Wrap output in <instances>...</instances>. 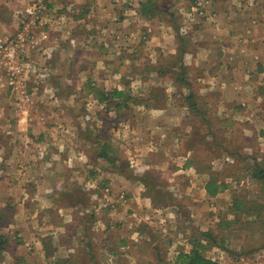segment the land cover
Here are the masks:
<instances>
[{
	"label": "rangeland",
	"instance_id": "rangeland-1",
	"mask_svg": "<svg viewBox=\"0 0 264 264\" xmlns=\"http://www.w3.org/2000/svg\"><path fill=\"white\" fill-rule=\"evenodd\" d=\"M119 1L133 10L153 5V0ZM260 1L156 0L164 9L157 15L161 24L153 23L150 9L124 15L136 23L121 26L119 18H111L113 25L103 27L107 15H99V4L85 13L86 0H0V40L21 48L14 64L23 71L13 87L33 85L36 89L27 92L29 112L46 118L31 135L46 129V137L82 154L91 147L94 156L103 143L112 145L104 158L86 161L81 155L72 175L49 171L44 187L34 181L15 186L20 175L0 170V235L7 240L0 264H174L189 241L188 250L200 241L204 256L221 264H264V183L253 176L256 167L264 170V134L263 140L253 135L264 130L259 121L243 118L236 125L228 117L223 120L214 107L224 96L217 82L225 79L215 67L217 49L234 40L232 46L245 55L249 37L262 36L258 21L249 19L247 3L260 8ZM34 6L41 10L38 19L26 12ZM256 10L253 16L261 9ZM233 50L222 60L225 68L237 63ZM241 60L247 65L257 61L253 56ZM5 65L0 64L3 85L10 83ZM91 87L105 94L123 91L125 97L102 102ZM5 88L0 90L2 105L11 100ZM229 88L227 96L237 98L239 92ZM37 89L42 95H33ZM190 96L196 107L182 120L180 103ZM17 97L9 111L14 118L0 120V152L10 141L11 147H26L21 141L25 125L15 120L22 93ZM165 99L173 103L167 110L173 121L163 128L153 125V102ZM52 101L59 103V126L50 118L51 108L38 107ZM236 112L264 115V107L249 106L246 112L241 105ZM158 128L169 137L160 138ZM92 168L95 172L89 173ZM195 176L200 178L196 188ZM153 198L165 205L160 225H172L165 231L153 228ZM178 218L182 226L189 219L198 226L172 245L167 232H183Z\"/></svg>",
	"mask_w": 264,
	"mask_h": 264
},
{
	"label": "crops",
	"instance_id": "crops-1",
	"mask_svg": "<svg viewBox=\"0 0 264 264\" xmlns=\"http://www.w3.org/2000/svg\"><path fill=\"white\" fill-rule=\"evenodd\" d=\"M97 1L96 0H86V2H87L86 4H88V7H85L84 12L88 13V8L94 11L96 9L97 4H99L100 8L103 10L102 12L99 13V15L101 13H102V15H107V17H106L107 19H105L106 23H101L103 27L108 26L110 24L113 25V23H111V21H110L111 18L113 21H116L117 18H119L118 21H122L121 23H123V24H121V26H126L124 24H125V22H128V21L136 23V21H135L136 19H133V18H130V19L127 18L126 19V18H124V15H126V14H131V15L135 14L136 15L138 13L146 12L147 10H150V9H153V23L154 22L155 23L160 22V24H161V21L157 18V15L159 14V10L162 7L156 5V0H153V7L150 6L148 8L147 6H145L143 9L138 8L137 10H133L130 7L126 8V7L121 6L120 4H122V3H120L119 0H112L111 2H108L107 0H102V1L97 0ZM114 2L117 3V5H114ZM80 3L82 6V2H80ZM247 4L249 6H251L249 8L247 7L249 10V12H248L249 13V19H252L251 23L253 22V19H256L258 21V24L256 26L258 28H261L262 36L260 38H256L258 34L254 33L255 36L249 37L250 41H246L245 53L242 51L245 54L243 56L241 55L238 48L232 46L235 43L234 40L231 41V43H230V41H227L225 47L221 46L220 49H217V53H216L217 54V61L216 62L214 61V63L216 64L215 67L218 66V68L221 69V70H219V72H220L219 75H220V77L222 76L225 79H221L219 83L217 82V88H219L221 91L224 92V96L219 98L214 103V107L216 110L217 109L221 110L222 116H220V118H223V120H225V117H228L231 120L230 123H235L236 125H237V122L243 120V118H245L246 120H250L251 123H255L256 121H259V123H258L259 127H261L264 130V115L258 113V112H260V110H258V112H257L258 115H256V113H254V112H251L248 116L246 115L245 117H240L239 116L240 113L236 112L241 108V105H243L244 110L246 112H247V109L249 108V106H253V108H256V109H260V108L263 109V107H264V1H260V8L255 7L254 4H251V3H247ZM258 4L259 3H257V5ZM78 7H80V6L75 5L74 8H78ZM64 8H65V6H64ZM259 9H261L259 14L257 15V13H255L256 15L253 16L252 14H254V10H256V12H258ZM233 13H234V11H233ZM239 16H241V15H239ZM103 18L104 17H102L101 22L104 21ZM220 18H221V9H220ZM149 20H150V18H149ZM149 20H147V21H149ZM232 23L233 22L229 21L227 23V25H231ZM255 23H256V21H255ZM128 24H130V23H128ZM146 32H149L148 28L146 29V31H144V33H146ZM154 38H155V36H154ZM251 38H253V39H251ZM233 48H234L233 52L234 51L237 52V55H234V58L237 57V63H231V61H230V63L233 65L225 68V66H222V60L226 54H232L231 51ZM222 52H225V54ZM228 52H231V53H228ZM252 56H253V58H255L257 60V61H255V63H253L251 61V64L247 65L246 62L244 64L243 60H241L243 58L252 60ZM229 59H232V57ZM78 76H80V75L78 74ZM232 78L236 79V80H234L235 83H233L231 85ZM0 79H1L0 90L2 89L3 86H5L7 93L11 95L10 96L11 100H9V102H6L5 104L2 105L1 103L3 101H0V107H3L2 110L0 111V113H1V115H4V117L2 119H0L2 122L7 121L9 118L8 116H11L9 111L14 109V107H15L13 100H14V98L18 99L17 95L19 96V93H20V95L22 93V97L20 99L21 103L19 104V107L21 109L20 110L21 115L18 113V115L15 117L16 118L15 120H18V122L25 125L24 130H26V133L22 134L23 137H22L21 141H23L25 143L26 147H23V146H21L20 148L11 147V144L13 141L12 142L10 141L9 145H8V143H7V146L4 145L5 151L0 152V170L2 171V168H5V169H9L12 173L17 172L20 175V180H18L17 182L15 181L16 182L15 186L19 185L21 188L22 187L25 188L26 186H28V182L34 181L35 184H38L40 187H44V184H46L45 175H48L49 171H53L56 174L69 172L72 175V173H74V170H75L74 168H77L75 166L80 165V163H81V155L85 158L86 161L88 160L87 158L93 160L94 158L99 159L102 157L104 158L106 156L107 153H105V155L102 153L104 143L101 146H99L100 153L98 154V156H94L92 154V148L91 147H89V149L84 150L83 152H85V154H82L81 152L76 151V148L74 149V148L70 147L69 144H67L66 142H64L65 145H62L58 139H55L54 137H49V138L46 137V135H47L46 129H44V131L42 133H38V134H40L39 136L36 135V137H33L31 135V134H33V128L35 126L36 127L41 126L40 123H42V122L44 123L46 121V118H44L43 116H39V118H37L36 116H33V114L31 112H29L30 104H32L31 100H29L28 102H25L26 95L29 97L27 92H29V91L32 92V87L34 88V86L31 85L30 83L29 84L27 83L24 85L18 84L15 87H13V84H11V82L9 84H6V82H5V84L3 85V83H4L3 76L0 75ZM80 79H82V78H80ZM213 79H215L214 76H213ZM19 81H20V79H19ZM248 81H249V83H248ZM213 82L210 84L215 85V83H213ZM20 83H22V81H20ZM229 86H232L233 88H235L239 92V94L237 93V98H235V99H237L236 102L234 101L235 100L234 97H231V96L228 97L227 96V93H231L229 91L230 90ZM35 89L36 88H34V90ZM241 90L243 92H241ZM48 91H50V90H48ZM250 91L255 92L254 97H248L247 96L248 92H250ZM34 93L35 94H33V95H42L40 93V91H38V89ZM12 96H15V97L12 98ZM36 97H39V96H36ZM36 100L38 102L39 98H37ZM172 104L173 103L168 99L163 100V102H157L156 104H154V102H153V108L158 109V110L153 109V125H161L162 126V124H164V122H166V124H169V122L171 123L173 121L171 116L169 115V112H167L168 107H171ZM56 105H59V103H56V101H52V102L45 103L44 104L45 107L44 106L42 107V105L41 106L38 105V107H41L42 109L43 108L45 109L46 106H47V108H51L52 114H50V116H51L50 118L53 119V123L55 125L58 124L57 126H59V124H61V123H59L56 120L60 119L61 117L59 114V110L55 109ZM180 108L182 110V112H181L182 117L181 118H182V120H184V118L186 117L187 111L189 110V107L187 106V103L181 102ZM259 117H261V119H259ZM12 118H14V116ZM41 127H43V126H41ZM162 127L165 128L164 126H162ZM247 127H249V126H247ZM55 128L57 129L58 127H55ZM245 130L247 131L248 129L246 128ZM156 131H160V134L158 133V135L161 136L160 138L167 139L169 137L167 135V133H165V131L159 130V128L156 129ZM263 134H264V132L261 130L260 133L254 134L253 136H254V138H258L259 140H263ZM46 138L49 139V141ZM50 138H52V140H50ZM182 138H183V136H180L179 138L177 137V140L178 139L181 140ZM245 140L249 141L248 135H245ZM157 141H158V139L154 140V142H157ZM49 143L55 147H51L49 145ZM224 148L227 150H230L227 147H224ZM156 149H157V144L153 143V153H156ZM101 153H102V155H101ZM39 159H42V160H39ZM137 160L139 161V164L140 163L143 164L141 159L137 158ZM2 161H4V162L2 163ZM85 166L87 167L88 164H85ZM81 167H83V166H81ZM185 169L187 171L188 166H185ZM81 170H82V168L79 169V171H81ZM181 171H183V170L177 169V170H175V173H178ZM92 172H95L93 170V168L90 170L89 173H92ZM195 172L200 173L197 171H195ZM56 174L54 176H56ZM196 176L193 177V179H192V184H193L192 186H194L195 188H196V186H199V184H200L198 182V180H200V178L196 177ZM201 182H204V181L202 180ZM60 184L63 187L65 186V184H63V183H60ZM206 187L207 186H205V184H204L203 188L205 189ZM204 192H205V194L207 193L206 191H204ZM164 209H165V205L162 203L160 204L157 200H155L153 198V228L155 227L158 230L163 229L165 231L166 228L169 229V226L172 227V225H169L166 227H162L160 225L162 220H164L163 219L164 216H162ZM174 216H175V214L173 215V217ZM191 218H193V216ZM178 219H179L178 221H180V225H181L182 220H180V218H178ZM189 221H190V223L188 224ZM189 221L184 224V225L188 224V226H182L181 225L183 227V232L185 233V235L183 234V232L178 233L177 231H174V232H172V234L169 231L167 232L169 237H170L169 241L172 239V242H171V243H173L172 245H175L176 243L182 241V239H181L182 237H187L186 233L187 232L189 233V230L191 231V236H192L193 230L195 231V229H196L194 226H198V225H195L194 219L193 220L189 219ZM170 222L171 221L169 220V223ZM170 229H172V228H170ZM158 233L161 235V231H159ZM163 237H164V235L160 239L162 240ZM183 241L185 242L186 238ZM159 243H160V241H159ZM189 243H191V241L187 242L188 248H187V250H184L185 252H189L191 250V249L188 250L189 249Z\"/></svg>",
	"mask_w": 264,
	"mask_h": 264
},
{
	"label": "trees",
	"instance_id": "trees-1",
	"mask_svg": "<svg viewBox=\"0 0 264 264\" xmlns=\"http://www.w3.org/2000/svg\"><path fill=\"white\" fill-rule=\"evenodd\" d=\"M150 6L153 7L152 4L147 5L148 8ZM96 89L97 88H95V87H91L90 90L93 93L96 92V94L100 96V98H101L100 100L102 102L108 101L109 99H119V98L125 97V93L123 91L114 90L110 93L105 94V93L101 92L99 89H97V90ZM190 98H192V96L186 98L187 106L189 107V109L195 108L196 103H194V102L190 103V101H188V99H190ZM116 106H117L116 110L118 111V109L121 108L120 103L116 104ZM110 146H112V145H110V143H108V142L105 143V145L103 147V151H102V153L104 155H105V153H107L108 150L112 149ZM102 153H101V155H102ZM253 176L256 177L257 179L263 181V183H264V170L256 167L254 170ZM210 184H213V183L209 182V184L207 186H210ZM215 190H217V189L215 188ZM204 235H205V237L209 236L208 233H205ZM6 241H7L6 238L3 237L2 235H0V250L4 247V245L6 244ZM199 242H197L196 244H193V247L189 252H185V251L179 252L176 256V260H175L174 264H221L217 261H214L212 259L205 257L203 254V252L205 251V246ZM156 264H164V263L158 262Z\"/></svg>",
	"mask_w": 264,
	"mask_h": 264
},
{
	"label": "built area",
	"instance_id": "built-area-1",
	"mask_svg": "<svg viewBox=\"0 0 264 264\" xmlns=\"http://www.w3.org/2000/svg\"><path fill=\"white\" fill-rule=\"evenodd\" d=\"M26 12L30 14L31 16L36 17L38 19V16L41 10L39 9V7L34 6V7L27 8ZM42 38L43 40H45L47 36L44 34ZM21 42L22 41L20 40V43ZM19 47H20L19 45H14L13 47V44L9 45L5 43L3 40H0V64L3 62L5 64L6 62L5 67H6L7 74L9 76L11 84H13L16 81L18 76H20V74L23 71V68H21L19 64H16V65L14 64L19 56L18 50L21 49ZM29 100L30 98L26 95L25 102H28Z\"/></svg>",
	"mask_w": 264,
	"mask_h": 264
}]
</instances>
